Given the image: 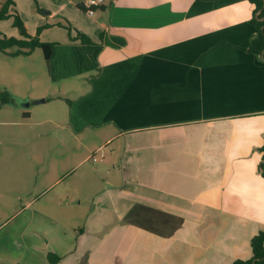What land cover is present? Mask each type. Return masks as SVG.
Instances as JSON below:
<instances>
[{
    "label": "crops",
    "instance_id": "1",
    "mask_svg": "<svg viewBox=\"0 0 264 264\" xmlns=\"http://www.w3.org/2000/svg\"><path fill=\"white\" fill-rule=\"evenodd\" d=\"M76 4L77 33L42 41L55 89L38 98L63 103L71 135L97 131L99 149L114 145L111 167L97 173L109 201L94 202L99 212L77 235L36 237L28 253L1 252L0 264H52L48 253L57 264L250 259L264 231V53L244 51L254 6L107 0L90 17Z\"/></svg>",
    "mask_w": 264,
    "mask_h": 264
},
{
    "label": "rangeland",
    "instance_id": "2",
    "mask_svg": "<svg viewBox=\"0 0 264 264\" xmlns=\"http://www.w3.org/2000/svg\"><path fill=\"white\" fill-rule=\"evenodd\" d=\"M70 1L15 0L8 16L0 19V36L22 38L14 25L16 16L27 33L41 42L75 34L81 19L76 16L82 17L76 2L81 0H72L73 5ZM17 50L0 51V91L18 101L33 96L26 98L29 109L0 102V253L13 258L28 253L27 245L36 243V237L54 242L67 232L64 229L77 235V227L84 228L91 213L99 212L94 202L99 208L109 201L102 197L104 186L97 173L110 168L115 156L113 144L99 149L104 138L99 132L75 136L67 132L60 101L36 104L44 99L39 95L49 97L55 89L48 63L40 48L29 54ZM26 112L32 113L28 119ZM92 156L96 163L89 159ZM90 181L95 182L93 187ZM49 249L53 251L52 246Z\"/></svg>",
    "mask_w": 264,
    "mask_h": 264
},
{
    "label": "trees",
    "instance_id": "3",
    "mask_svg": "<svg viewBox=\"0 0 264 264\" xmlns=\"http://www.w3.org/2000/svg\"><path fill=\"white\" fill-rule=\"evenodd\" d=\"M253 6L252 24L255 29V36L251 41L249 48L244 51L253 53L255 55H262L264 53V0H248ZM14 5V0H7L0 9V19H4L8 16L9 9ZM15 27H17L21 33L22 38L17 39L13 37L0 36V51L4 52L9 48H18L17 54L25 53L29 54L37 48L43 51V55L47 63L51 57V44L40 42L37 37H31L18 16L15 17ZM40 29L38 30V34ZM83 43H89V41L81 34L78 36ZM26 50V51H24ZM11 95L7 91H0L1 104H8ZM68 104L70 102L68 101ZM24 117L28 118L29 113H25ZM260 152L263 153L262 160L259 164V173L264 178V143L260 148ZM252 257L248 260H236L233 264H264V231H260L251 239ZM47 258L50 263L57 264L60 259L52 253H48Z\"/></svg>",
    "mask_w": 264,
    "mask_h": 264
},
{
    "label": "built area",
    "instance_id": "4",
    "mask_svg": "<svg viewBox=\"0 0 264 264\" xmlns=\"http://www.w3.org/2000/svg\"><path fill=\"white\" fill-rule=\"evenodd\" d=\"M106 2L107 0H87L84 3L83 7H84L86 14L90 17H93L95 15V11L101 8L103 5H105ZM89 159H92L93 161L96 160L94 156H92Z\"/></svg>",
    "mask_w": 264,
    "mask_h": 264
},
{
    "label": "water",
    "instance_id": "5",
    "mask_svg": "<svg viewBox=\"0 0 264 264\" xmlns=\"http://www.w3.org/2000/svg\"><path fill=\"white\" fill-rule=\"evenodd\" d=\"M45 101H46L45 99H41L37 101L36 104H42V103H45ZM9 104L17 108L23 107V108L29 109L31 107V103L29 100L18 101V99L14 97H11L9 99Z\"/></svg>",
    "mask_w": 264,
    "mask_h": 264
}]
</instances>
